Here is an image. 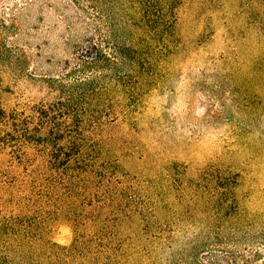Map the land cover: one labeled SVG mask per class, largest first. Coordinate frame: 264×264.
I'll return each instance as SVG.
<instances>
[{"label":"rangeland","instance_id":"obj_1","mask_svg":"<svg viewBox=\"0 0 264 264\" xmlns=\"http://www.w3.org/2000/svg\"><path fill=\"white\" fill-rule=\"evenodd\" d=\"M142 1L0 0V220L20 160L41 154L16 126L51 106L69 135L85 121L101 169L149 214L133 264H264V0H178L160 33L143 20L157 0ZM104 39H139L138 66L120 69L122 87L72 96L59 80ZM53 239L70 243L65 219Z\"/></svg>","mask_w":264,"mask_h":264},{"label":"trees","instance_id":"obj_2","mask_svg":"<svg viewBox=\"0 0 264 264\" xmlns=\"http://www.w3.org/2000/svg\"><path fill=\"white\" fill-rule=\"evenodd\" d=\"M177 2L157 0L156 19L145 10L147 28L157 27L152 30L160 33L171 20L168 10L174 12ZM130 42L92 41L78 58L74 78L70 74V80L59 84L69 85L72 96L80 99L114 85L122 87L120 69L133 71L144 46L139 39ZM4 115L0 109V119ZM56 116L51 106H42L16 126L23 149L37 145L41 154L38 163L26 157L20 160L26 174L24 180L18 178L17 202L10 216L0 220V264H133L141 251L136 240L151 228L149 214L137 204L136 194L123 191L114 173L101 169L98 144L81 131L85 121H78L73 137L62 131ZM211 196L212 202L220 203L224 195L214 191ZM61 218L72 229L67 245L53 239L54 223Z\"/></svg>","mask_w":264,"mask_h":264}]
</instances>
